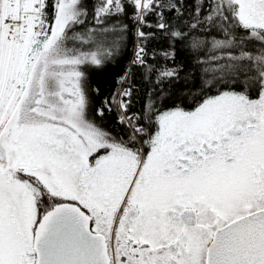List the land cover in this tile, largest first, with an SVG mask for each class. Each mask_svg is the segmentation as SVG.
I'll use <instances>...</instances> for the list:
<instances>
[{
  "label": "snow or ice",
  "instance_id": "obj_1",
  "mask_svg": "<svg viewBox=\"0 0 264 264\" xmlns=\"http://www.w3.org/2000/svg\"><path fill=\"white\" fill-rule=\"evenodd\" d=\"M0 264H264V0H0Z\"/></svg>",
  "mask_w": 264,
  "mask_h": 264
},
{
  "label": "trees",
  "instance_id": "obj_2",
  "mask_svg": "<svg viewBox=\"0 0 264 264\" xmlns=\"http://www.w3.org/2000/svg\"><path fill=\"white\" fill-rule=\"evenodd\" d=\"M133 42L131 35L128 38V48L124 52L122 58L119 60V63L115 65H108L104 67L103 70H93L89 69V91L91 93V89L93 87L99 88L100 94L95 95L92 94V100L96 107L101 106V101L104 97L110 96L114 91H118L120 89V85L117 84V79L124 71L125 66L128 64L130 60L131 50H132ZM158 47H166V44L158 45ZM186 62V54L180 50L179 45H177V52H176V63L183 64ZM159 63V61H157ZM136 78L133 81L134 84L139 85L140 91L138 95H133V105L130 109L131 112H137L141 108V105L144 102V90L147 85H144L140 81V69H135ZM182 80L179 84H177L176 91L177 94L188 93L192 91L195 87L194 83L189 79L187 82H184V73H181ZM186 104L192 103V96L188 95ZM105 124L109 127L108 129L111 131L113 135L123 136L124 135V128L122 125L117 123V115L115 112L108 113L105 111V116L103 117Z\"/></svg>",
  "mask_w": 264,
  "mask_h": 264
},
{
  "label": "rangeland",
  "instance_id": "obj_3",
  "mask_svg": "<svg viewBox=\"0 0 264 264\" xmlns=\"http://www.w3.org/2000/svg\"><path fill=\"white\" fill-rule=\"evenodd\" d=\"M104 129H106L107 131L111 132L108 128V126L105 124V121L102 119V120H98L97 121Z\"/></svg>",
  "mask_w": 264,
  "mask_h": 264
},
{
  "label": "built area",
  "instance_id": "obj_4",
  "mask_svg": "<svg viewBox=\"0 0 264 264\" xmlns=\"http://www.w3.org/2000/svg\"><path fill=\"white\" fill-rule=\"evenodd\" d=\"M132 55H133V46H132V50H131L130 60H131V58H132ZM130 60H129V61H130Z\"/></svg>",
  "mask_w": 264,
  "mask_h": 264
}]
</instances>
